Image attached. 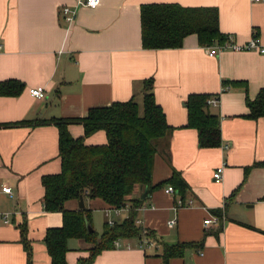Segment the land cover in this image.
I'll use <instances>...</instances> for the list:
<instances>
[{
	"label": "crops",
	"instance_id": "1",
	"mask_svg": "<svg viewBox=\"0 0 264 264\" xmlns=\"http://www.w3.org/2000/svg\"><path fill=\"white\" fill-rule=\"evenodd\" d=\"M76 1L0 0V83L16 80L24 86L17 97L0 96V124L28 122L0 127V264H27L23 225L31 264H51L43 239L48 229L62 225L60 212L44 210L41 184L42 177L61 170L58 130L36 124L84 117L91 108L131 98L141 104L149 79L170 127L157 145L152 185L164 184L176 172L186 187L181 195L166 194L169 184L149 194L136 186L127 198L142 200L136 225L159 242L145 249L136 239H120L90 264H164L162 244L187 245L167 264H264V166L255 165L264 162V117L248 118L246 106L264 89V55L224 49L210 57V48L222 44L201 46L195 35L173 49H143L140 41V9L158 4L215 8L219 31L237 45L253 36L264 39V0H100L93 10L75 8ZM65 7L75 12L71 23ZM38 87L43 99L29 93ZM193 94L217 101L207 109L218 117V148H200L196 130L187 126L185 102ZM68 131L73 138L83 136L79 124ZM106 142L103 131L84 140L87 146ZM177 198L184 204L178 209ZM83 202L91 216L101 213L112 222L124 220L130 209L128 204L115 211L97 199ZM64 208L81 210L78 200ZM210 217L218 218L217 224L204 225ZM67 248L66 264H77L88 256L90 244L70 239Z\"/></svg>",
	"mask_w": 264,
	"mask_h": 264
},
{
	"label": "trees",
	"instance_id": "2",
	"mask_svg": "<svg viewBox=\"0 0 264 264\" xmlns=\"http://www.w3.org/2000/svg\"><path fill=\"white\" fill-rule=\"evenodd\" d=\"M195 35L201 46L223 44L226 36L218 27V13L215 8H190L176 4L143 5L140 9V41L143 49L180 48L183 41ZM23 84L16 80L0 83V96L17 97L23 91ZM151 79L143 83L141 104L134 98L124 102H113L109 106L88 110L80 118H53L39 121L36 125H53L58 130V152L61 160L60 173L44 176L43 206L46 212H60L62 225L48 229L43 242L51 264H66L70 239L83 240L90 244L88 256L77 264H90L104 250L115 248L120 239L142 238L149 243L159 242L153 233L142 234L136 225V210L142 200L128 201L136 186L145 187L147 194L156 188L171 185L174 191L183 195L185 183L175 172L164 184L152 185L153 160L160 140L166 138L170 127L161 107L156 103ZM207 94L188 96L187 126L197 132L200 148H218L221 144L218 117L208 111ZM141 106V110H140ZM247 117H264V89L253 100L247 99ZM27 121L0 124V127L27 125ZM79 124L83 136L73 138L68 126ZM103 131L107 142L103 145L87 146L85 138ZM255 165L264 166V162ZM83 199L100 200L112 210H120L129 204L128 216L121 222L105 221L99 237L94 231L88 232L91 214L87 209L68 211L67 201ZM182 199V198H181ZM21 243L31 264V249L26 238V228L21 227ZM185 244H162L164 264L172 257L181 256Z\"/></svg>",
	"mask_w": 264,
	"mask_h": 264
},
{
	"label": "built area",
	"instance_id": "3",
	"mask_svg": "<svg viewBox=\"0 0 264 264\" xmlns=\"http://www.w3.org/2000/svg\"><path fill=\"white\" fill-rule=\"evenodd\" d=\"M254 1H260V0H254ZM100 0H77L75 4V8L78 7H86L88 9H96L99 6ZM63 14L65 15V20L68 23L73 22V15L75 14L74 10H71L69 7L63 8ZM233 38L229 37L226 42H224L222 45H217L213 48H210L208 55L210 57L215 56L217 53L223 51L224 49H230L234 51H256L261 55H264V39H261L257 36H253L250 38L249 41H247L244 45H237L233 43ZM29 93L32 97L36 99H43L45 97L44 89L41 87L38 88H32L29 90ZM217 101L215 98H211L207 100V105L209 106H216ZM222 167H219L215 170L213 173V180L216 183H219L221 181L222 177ZM2 192L6 194H11V190L8 187H3ZM164 192L166 194H174V189L171 186H166L164 189ZM183 201L180 198L176 199V205L175 208H181L183 207ZM218 218L216 217H210L206 220H204L203 224L204 225H209V224H217ZM111 224V221H109ZM175 224V220H170L168 222V226L172 227ZM117 245V243H115ZM140 246L145 249H149L151 246V243H149L146 238H142L140 241Z\"/></svg>",
	"mask_w": 264,
	"mask_h": 264
},
{
	"label": "rangeland",
	"instance_id": "4",
	"mask_svg": "<svg viewBox=\"0 0 264 264\" xmlns=\"http://www.w3.org/2000/svg\"><path fill=\"white\" fill-rule=\"evenodd\" d=\"M140 110H141V106H140ZM115 218L113 215L110 216V219ZM93 219L92 222V228L93 231L96 233L97 237H99L102 233L103 230V223L106 221L103 214L98 213V214H92L91 216V220Z\"/></svg>",
	"mask_w": 264,
	"mask_h": 264
},
{
	"label": "water",
	"instance_id": "5",
	"mask_svg": "<svg viewBox=\"0 0 264 264\" xmlns=\"http://www.w3.org/2000/svg\"><path fill=\"white\" fill-rule=\"evenodd\" d=\"M78 207L80 209H83L84 208V202H83V196H80L79 199H78ZM87 230L88 232H91L92 230L90 229L89 225L87 224Z\"/></svg>",
	"mask_w": 264,
	"mask_h": 264
}]
</instances>
